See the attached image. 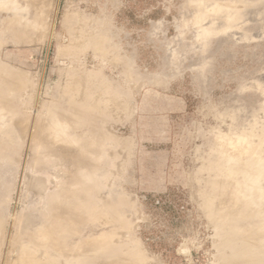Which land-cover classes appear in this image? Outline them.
<instances>
[{
	"label": "rangeland",
	"instance_id": "374dc122",
	"mask_svg": "<svg viewBox=\"0 0 264 264\" xmlns=\"http://www.w3.org/2000/svg\"><path fill=\"white\" fill-rule=\"evenodd\" d=\"M0 264H264V0H0Z\"/></svg>",
	"mask_w": 264,
	"mask_h": 264
},
{
	"label": "bare ground",
	"instance_id": "6f19581e",
	"mask_svg": "<svg viewBox=\"0 0 264 264\" xmlns=\"http://www.w3.org/2000/svg\"><path fill=\"white\" fill-rule=\"evenodd\" d=\"M42 7H43V5H42ZM42 13V12H41ZM41 17H42V15H41ZM42 19V18H41ZM47 131V130H46ZM46 131H45V133H46ZM49 133H50V138L52 139L53 138V140L54 141H56L57 143H62V145L63 144H66V146L69 144H74L72 141H71V138H69L68 136H67V134H66V132H65V128H64V125L60 122V121H58V122H56V121H53L52 122V124L50 125V129H49ZM68 145V146H69ZM75 145V144H74ZM64 146V145H63ZM33 182H35V184L37 185V187L38 186H40V187H42L43 186V181L42 180H39V179H37L36 181H33ZM69 198L70 197H68L67 196V200L69 201ZM71 200V199H70ZM67 202V201H66ZM66 204V203H65ZM65 207V206H64ZM66 214L67 215V217H68V219L66 220V224H71V225H74V222H75V220H74V218L72 217V216H70L71 214L74 216V214L73 213H69V212H64V209H61L60 210V214L61 215H63V214ZM64 214V215H65ZM66 228V227H65Z\"/></svg>",
	"mask_w": 264,
	"mask_h": 264
}]
</instances>
